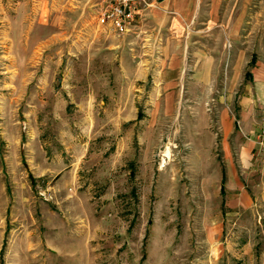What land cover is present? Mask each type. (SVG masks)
<instances>
[{
  "label": "rangeland",
  "instance_id": "374dc122",
  "mask_svg": "<svg viewBox=\"0 0 264 264\" xmlns=\"http://www.w3.org/2000/svg\"><path fill=\"white\" fill-rule=\"evenodd\" d=\"M112 3L0 0V264H264V179L242 196L220 152L222 110L259 102L264 0H201L178 69L147 10L101 24Z\"/></svg>",
  "mask_w": 264,
  "mask_h": 264
},
{
  "label": "crops",
  "instance_id": "0c3cea01",
  "mask_svg": "<svg viewBox=\"0 0 264 264\" xmlns=\"http://www.w3.org/2000/svg\"><path fill=\"white\" fill-rule=\"evenodd\" d=\"M143 2V10L148 11V16L153 19L151 23L159 31L158 35L152 34L148 38L152 41L169 43L161 50V58L167 60V66L170 69H178L182 65L180 60L185 51L182 48L176 49L173 36L186 33L187 28L196 22L202 10L201 0H143ZM242 23L243 20L238 19L235 25L240 27ZM231 55L229 58L234 59V62L227 77V90H235L245 84V68L249 63L243 51L238 50ZM251 73L253 79L245 87L259 96V102L249 98H244L240 102L237 125L232 122L227 109L222 110L220 114L222 126L220 152L226 186L235 187L242 196L245 185L242 182L241 173L248 177L258 172L260 175L257 178L264 179L261 174L264 171V148L254 140V135L262 124V112L258 109V105L261 106L264 102V62H257ZM211 170L218 172L217 177L221 175L220 169H216L215 165H212Z\"/></svg>",
  "mask_w": 264,
  "mask_h": 264
},
{
  "label": "built area",
  "instance_id": "2783aa9c",
  "mask_svg": "<svg viewBox=\"0 0 264 264\" xmlns=\"http://www.w3.org/2000/svg\"><path fill=\"white\" fill-rule=\"evenodd\" d=\"M109 8L101 15V24H110L116 31L127 33L141 13L143 0H112ZM254 140L264 148V108L262 125Z\"/></svg>",
  "mask_w": 264,
  "mask_h": 264
},
{
  "label": "trees",
  "instance_id": "16d2710c",
  "mask_svg": "<svg viewBox=\"0 0 264 264\" xmlns=\"http://www.w3.org/2000/svg\"><path fill=\"white\" fill-rule=\"evenodd\" d=\"M222 192H224V188H222Z\"/></svg>",
  "mask_w": 264,
  "mask_h": 264
}]
</instances>
